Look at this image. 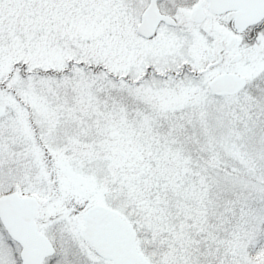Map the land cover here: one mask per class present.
<instances>
[{
  "label": "snow or ice",
  "instance_id": "obj_1",
  "mask_svg": "<svg viewBox=\"0 0 264 264\" xmlns=\"http://www.w3.org/2000/svg\"><path fill=\"white\" fill-rule=\"evenodd\" d=\"M0 264H264V0H0Z\"/></svg>",
  "mask_w": 264,
  "mask_h": 264
}]
</instances>
